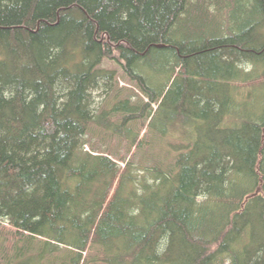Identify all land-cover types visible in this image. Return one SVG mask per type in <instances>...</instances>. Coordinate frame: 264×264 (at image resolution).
<instances>
[{
    "label": "trees",
    "instance_id": "obj_1",
    "mask_svg": "<svg viewBox=\"0 0 264 264\" xmlns=\"http://www.w3.org/2000/svg\"><path fill=\"white\" fill-rule=\"evenodd\" d=\"M263 26L264 0H0V264H264V107L236 102L264 89ZM107 61L148 102L100 109ZM174 94L171 167L86 151L94 126L141 148Z\"/></svg>",
    "mask_w": 264,
    "mask_h": 264
},
{
    "label": "rangeland",
    "instance_id": "obj_2",
    "mask_svg": "<svg viewBox=\"0 0 264 264\" xmlns=\"http://www.w3.org/2000/svg\"><path fill=\"white\" fill-rule=\"evenodd\" d=\"M218 21H221L220 16L216 18L215 22H213L214 27H216L215 25H217ZM260 32L261 35L259 36L262 37L263 42L264 26L261 28ZM103 67L116 72L117 82L114 91L111 92L110 95H102L101 97L100 95H97L96 101L100 109L104 108L105 112L106 110L111 112L114 106L121 102L120 100L125 99H130L133 104H138L139 106L142 102H148V99L139 89L137 84L130 82L116 61H107ZM247 68L249 70L252 69L249 66ZM140 69L148 79L150 85L155 86L157 90H161L171 76L160 64L156 65L155 69H153V66L151 67L150 64H143ZM237 94L236 102L248 104L246 105L247 108L243 110L246 114L255 113L257 110H260L261 107H264L263 88L254 89V86L240 84ZM176 101V94L169 97L166 102L167 106L164 113L156 119L154 125L149 127L150 132L148 129L149 120L147 118L143 121H137L130 126L134 135L138 134L142 140L146 141V143L143 141L144 145L141 148L135 147L132 139L127 140L125 138H120L119 136H114L111 132L102 131L94 126L88 136L89 145L87 146L86 151L90 150L100 154H109L111 155V158L122 167L127 163H131L135 168H142L144 166L152 167L159 164L165 167H171L176 160V156L171 154L170 151L174 152L177 146L183 145L184 136L187 135L189 129L188 126L183 128L180 122L176 123L174 117H172ZM152 108L155 112L158 105L154 104ZM121 111L123 110L121 109ZM124 112H126V110H124ZM111 116L114 117L113 115ZM121 119L122 118L119 117L113 120L119 125L121 124ZM168 119H170V122H168ZM203 129L205 128L203 127ZM166 132L167 135L163 136L162 134ZM34 246L42 248V250H44L45 247L43 243L37 245L34 244ZM5 248L9 249L8 243L5 244ZM57 250L59 251L55 252L51 257L55 264H63V258L72 255V249L67 247L60 246L59 248L57 247ZM9 253L12 254V249H9ZM90 253L94 256L91 251ZM91 255L88 254L87 257L91 258L89 257Z\"/></svg>",
    "mask_w": 264,
    "mask_h": 264
},
{
    "label": "water",
    "instance_id": "obj_3",
    "mask_svg": "<svg viewBox=\"0 0 264 264\" xmlns=\"http://www.w3.org/2000/svg\"><path fill=\"white\" fill-rule=\"evenodd\" d=\"M158 48H165V47H167V46H165V45H159V46H157ZM260 193V189L252 196V197H254V196H257L258 194Z\"/></svg>",
    "mask_w": 264,
    "mask_h": 264
}]
</instances>
